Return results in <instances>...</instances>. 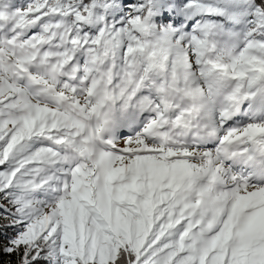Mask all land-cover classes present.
<instances>
[{
  "label": "snow or ice",
  "instance_id": "1",
  "mask_svg": "<svg viewBox=\"0 0 264 264\" xmlns=\"http://www.w3.org/2000/svg\"><path fill=\"white\" fill-rule=\"evenodd\" d=\"M0 264H264V0H0Z\"/></svg>",
  "mask_w": 264,
  "mask_h": 264
}]
</instances>
